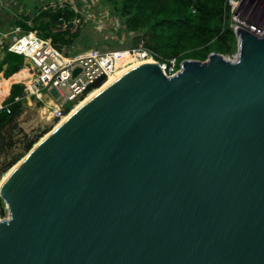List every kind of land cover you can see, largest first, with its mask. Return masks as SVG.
<instances>
[{"label":"water","instance_id":"water-1","mask_svg":"<svg viewBox=\"0 0 264 264\" xmlns=\"http://www.w3.org/2000/svg\"><path fill=\"white\" fill-rule=\"evenodd\" d=\"M237 37L130 67L42 142L0 191V264H264V37Z\"/></svg>","mask_w":264,"mask_h":264},{"label":"trees","instance_id":"trees-1","mask_svg":"<svg viewBox=\"0 0 264 264\" xmlns=\"http://www.w3.org/2000/svg\"><path fill=\"white\" fill-rule=\"evenodd\" d=\"M109 9L123 20L127 32L132 33L130 46L139 42L149 49L160 62L176 58L177 67L186 58L204 60L210 52L231 54L236 50V36L229 25L230 4L228 0H104ZM22 15L15 25L22 32L36 30L38 35L49 38L59 49L69 47L80 35V14L69 4L46 5ZM75 18L78 19L75 22ZM129 65V64H128ZM128 65L121 66L120 70ZM28 65L24 57L3 48L0 59V90L11 101L20 90L16 82L19 77H27ZM100 86V83L95 85ZM2 94V93H1ZM22 104H11V112L0 114V151L4 148L5 131L16 127V120ZM48 130L26 139L23 151L14 155L2 167L3 174L18 161L32 145ZM7 211L0 196V217Z\"/></svg>","mask_w":264,"mask_h":264},{"label":"built area","instance_id":"built-area-1","mask_svg":"<svg viewBox=\"0 0 264 264\" xmlns=\"http://www.w3.org/2000/svg\"><path fill=\"white\" fill-rule=\"evenodd\" d=\"M246 0H228L230 4L229 25L236 40L238 30H247L258 37H264V17L260 23L250 19L243 11ZM63 3H59L62 6ZM18 36L10 43L7 50L24 57L28 65L27 77H19L16 82L21 85L20 95L7 101L8 93L0 90V114L10 113L11 104L34 101L38 104L41 113L48 112L56 121L68 113L73 106L96 88V84L103 81L126 62L151 59L156 61L165 75H173L177 67L176 58L158 61L154 54L143 46L142 42L123 49L89 48L78 52L57 48L49 38L38 35L36 30L22 32L15 27ZM21 32V33H20ZM122 53L127 54V61H119ZM235 58V57H234ZM79 71L73 74L74 70ZM44 90L49 91L52 97H44ZM2 93V94H1Z\"/></svg>","mask_w":264,"mask_h":264},{"label":"rangeland","instance_id":"rangeland-1","mask_svg":"<svg viewBox=\"0 0 264 264\" xmlns=\"http://www.w3.org/2000/svg\"><path fill=\"white\" fill-rule=\"evenodd\" d=\"M103 1L104 0H31V8L26 11V14H21L20 7H16L14 1L0 0V59L3 55L4 46L8 47L19 34V32L15 31L16 18L20 19L22 15L32 16L33 11H37L43 6H54L63 2L69 4L71 8L80 14V35L74 40L71 46L68 47L72 52H83L89 48L123 49L129 47L133 34L126 31L123 20L112 13L109 9L110 5ZM245 2L247 7L243 12L250 17V19L260 23L264 17V0H246ZM77 21L78 19L75 18V22ZM63 48L68 50L66 46ZM236 54L237 50L231 54L223 55L225 58L232 60ZM111 76L112 74H110L108 78ZM107 80L105 82H107ZM105 82L100 88L105 85ZM20 93L21 90L17 95H20ZM43 95L46 99L52 97V94L47 90H44ZM57 123L56 120L50 117L48 112L41 113L36 102L31 101L24 103L17 117L16 127L9 128L5 131L4 148L0 151V179L10 168L9 167L1 174L2 167L11 157L23 151V145L26 139L39 134L43 130H48L46 132L48 133ZM41 137L39 139H41ZM28 151L23 156H25ZM6 216L7 213L4 217Z\"/></svg>","mask_w":264,"mask_h":264},{"label":"bare ground","instance_id":"bare-ground-1","mask_svg":"<svg viewBox=\"0 0 264 264\" xmlns=\"http://www.w3.org/2000/svg\"><path fill=\"white\" fill-rule=\"evenodd\" d=\"M128 57L126 53L121 54V56H119V61L120 63H125L127 61ZM153 60L150 59H141L138 61H131V62H126V64L122 65H128L120 70H117L116 72L112 73V76L110 78H107L103 81V83L107 80V82H105V85L100 88L103 83L99 86L94 88L92 91H90L87 95H85V99L82 98L79 102H77L73 108L66 113L61 119H59L57 122V124L54 126V128L49 131L48 133L44 134L41 139H39L38 141H36L33 145L32 148L28 151V153L23 156L21 159H19L12 167H10L1 177L0 179V191L2 190V188L5 186V184L14 176V174L18 171V169L23 165V163L27 160V158L34 152V150L42 143L44 142L52 133H54L57 129H59L63 124H65L78 110H80L86 103H88L92 98H94L97 94H99L102 90H104L107 86H109L120 74H122L124 71H126L127 69H129L132 66L135 65H139V64H143V63H152ZM99 88V89H98ZM98 89V90H97ZM97 90V91H96ZM95 91V92H94ZM94 92V93H93ZM92 93V94H91ZM91 94V95H89ZM89 95V96H88ZM84 99V100H83ZM83 100V101H82ZM82 101V102H81ZM79 104V105H77ZM77 105V106H76Z\"/></svg>","mask_w":264,"mask_h":264},{"label":"crops","instance_id":"crops-1","mask_svg":"<svg viewBox=\"0 0 264 264\" xmlns=\"http://www.w3.org/2000/svg\"><path fill=\"white\" fill-rule=\"evenodd\" d=\"M16 4V7H20L21 14H26V11H28L31 8V0H12ZM17 19V18H16ZM1 76H3L0 73ZM9 91V88L7 90V93Z\"/></svg>","mask_w":264,"mask_h":264}]
</instances>
